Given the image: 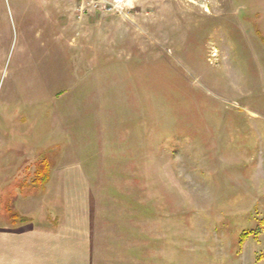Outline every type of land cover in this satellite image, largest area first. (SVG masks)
Here are the masks:
<instances>
[{
    "label": "rangeland",
    "instance_id": "1",
    "mask_svg": "<svg viewBox=\"0 0 264 264\" xmlns=\"http://www.w3.org/2000/svg\"><path fill=\"white\" fill-rule=\"evenodd\" d=\"M76 8L0 0V226L54 222L70 176L134 264H264V0Z\"/></svg>",
    "mask_w": 264,
    "mask_h": 264
},
{
    "label": "crops",
    "instance_id": "2",
    "mask_svg": "<svg viewBox=\"0 0 264 264\" xmlns=\"http://www.w3.org/2000/svg\"><path fill=\"white\" fill-rule=\"evenodd\" d=\"M66 184L54 222L0 226V264H134L130 214H104L85 180L69 176Z\"/></svg>",
    "mask_w": 264,
    "mask_h": 264
},
{
    "label": "built area",
    "instance_id": "3",
    "mask_svg": "<svg viewBox=\"0 0 264 264\" xmlns=\"http://www.w3.org/2000/svg\"><path fill=\"white\" fill-rule=\"evenodd\" d=\"M117 0H77L76 11L80 14L110 13Z\"/></svg>",
    "mask_w": 264,
    "mask_h": 264
},
{
    "label": "trees",
    "instance_id": "4",
    "mask_svg": "<svg viewBox=\"0 0 264 264\" xmlns=\"http://www.w3.org/2000/svg\"><path fill=\"white\" fill-rule=\"evenodd\" d=\"M35 174H36L35 183H38V184L40 183V184L44 185L48 181V178H49V166H48V163L46 162V160H44L41 163V165L37 168ZM10 218L12 220H16L18 217L14 214V215H11ZM23 220H25V219H23Z\"/></svg>",
    "mask_w": 264,
    "mask_h": 264
},
{
    "label": "bare ground",
    "instance_id": "5",
    "mask_svg": "<svg viewBox=\"0 0 264 264\" xmlns=\"http://www.w3.org/2000/svg\"><path fill=\"white\" fill-rule=\"evenodd\" d=\"M128 1H130V0H128Z\"/></svg>",
    "mask_w": 264,
    "mask_h": 264
}]
</instances>
